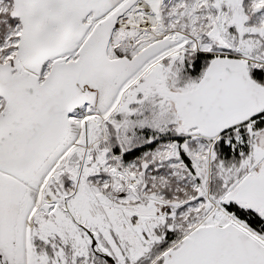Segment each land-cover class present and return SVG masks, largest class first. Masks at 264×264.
Segmentation results:
<instances>
[{"label":"snow or ice","instance_id":"1","mask_svg":"<svg viewBox=\"0 0 264 264\" xmlns=\"http://www.w3.org/2000/svg\"><path fill=\"white\" fill-rule=\"evenodd\" d=\"M0 264H264V0H0Z\"/></svg>","mask_w":264,"mask_h":264}]
</instances>
